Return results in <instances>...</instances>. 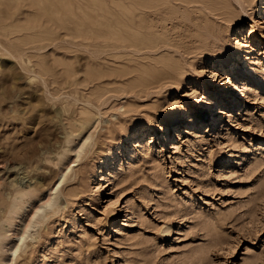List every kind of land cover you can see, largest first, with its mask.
Wrapping results in <instances>:
<instances>
[{
	"label": "rangeland",
	"instance_id": "1",
	"mask_svg": "<svg viewBox=\"0 0 264 264\" xmlns=\"http://www.w3.org/2000/svg\"><path fill=\"white\" fill-rule=\"evenodd\" d=\"M263 2L232 0L234 20L172 7L209 25L176 26L170 56L136 0H0V213L68 171L63 204L0 264H264ZM217 88L235 103L198 116Z\"/></svg>",
	"mask_w": 264,
	"mask_h": 264
},
{
	"label": "bare ground",
	"instance_id": "2",
	"mask_svg": "<svg viewBox=\"0 0 264 264\" xmlns=\"http://www.w3.org/2000/svg\"><path fill=\"white\" fill-rule=\"evenodd\" d=\"M244 1L251 5L254 0H244ZM136 3L138 5H140L142 8H144L143 9L144 14L151 16V18H153V20L157 19L155 21V23H153V26H156V27L161 26V27H165L167 29L166 33H168V34L165 36V38H158V40L156 41L157 43L152 45V47H150V50L155 51V50H159L161 48H165V49H167L165 53L167 55H170V56H176V51L181 50V47H182V45H181L182 39L178 40V38H176L175 35H179V36L181 35L182 36L183 33H181L182 31L180 32L179 29L175 30L176 26H178V25L182 26L183 24H187V25H189V27H190L189 29L191 31H192V29H195V30L196 29H202V28L206 29L209 24L204 23V22L206 21L205 19L207 17H209L210 13L217 15L224 20H234L235 17L236 18L239 17V16L237 17V12H236V9L232 3V0H136ZM172 7L173 8L191 7V8H193V12L194 11H196V12L200 11V13H199L200 15L204 14L205 19H203L202 21H195V20L193 21V19L195 17H199V16L195 15L193 18H191V20H192L191 22H187V18L179 19L178 17H173L171 15V8ZM197 9H198V11H197ZM180 15H182V14H180ZM240 15H241V13H240ZM263 15H264V2L262 3L261 12L258 16H263ZM135 19L137 20V18H135ZM159 19L167 21V22H164L161 24L158 21ZM211 19H212V17H211ZM144 21H145V19H144ZM214 21H216V19H214ZM168 24L170 25L169 27H167ZM187 25H186V28H188ZM145 26H146V24H145ZM178 28H179V26H178ZM192 33L193 34H190L191 42L193 43L191 48L195 49V48L201 47L203 44L195 45L194 42H196L197 40L203 41V37H202L203 35L200 33H194V32H192ZM188 36H189V34L185 33L184 37H188ZM211 38H213V37H211ZM172 48H174V50H172ZM187 49H188V47H187ZM193 51H195V50H193ZM193 51H189V52H193ZM168 58H169V56H168ZM165 64H168L167 66L169 68V69L165 68V73H166L165 76H169V77L173 78L172 81H175V82L181 81L182 78H180L178 75L174 74L175 62L173 65V62L171 60L169 61V59H168ZM214 67L218 68V65L215 64ZM170 68H171V70H170ZM233 70H234L233 68H231V69L229 68V69L225 70L227 72V75L225 77H223V79H222L223 85L229 81V80H227V78H229V73ZM239 74L240 73H237L236 76ZM237 78H240V80H238L235 83L234 89H237L236 95H239V94L242 95V93L240 92L241 91V82H243V81H241L242 77L237 76ZM222 98L229 100L228 103H226L227 105L233 104V102L235 101V99H233V100L229 99V98H232L231 95H229V96L224 95V92L217 88V90H215L210 95H206L205 100H204L205 101L204 102V108L202 109V111L199 112L198 116L204 117L206 115V113L211 111V107L213 105L219 104V100H222ZM205 110H207V112ZM218 110H220V112H222L224 109H220L219 107L214 109L213 114L216 118L218 117V114H219ZM189 112L190 111H186V113L182 116V119H181V117H179L178 121H176V122L185 121V120L191 121V118H192L191 116L193 115V113L190 114ZM216 112H218V113H216ZM88 119H90V118H88ZM88 119H86L84 121L82 128L79 130L80 131L79 134L81 132L83 133V130L86 129L87 127H89V120ZM141 134L142 133L139 132L136 136L132 137L134 139L133 143L137 144V142L140 140ZM92 135H93V133L89 132V135L85 138L84 142L78 148L74 149L76 151L75 153L77 155V158L75 159L72 156V158H74L73 160H71L72 162H75L76 160H78V158L81 157V153L84 150V146L86 145L87 140ZM167 136L168 135L165 136L166 139H167ZM162 139L165 140L164 138H162ZM77 146L78 145H76V147ZM69 156H70V154H69ZM72 158H70V159H72ZM70 159H69V161H70ZM105 163H106V168H112L113 164L115 163L114 158L108 159ZM1 165H3V164H1ZM73 166H74V164L68 163V167L72 168ZM65 169L66 168L61 170L60 176L56 180V182L51 184L49 188L47 186V188L50 190V191H48V193H44L43 191H41V188H42L41 186H40L41 188L40 187H31L30 185H28V187H26L25 184H24V186H22L23 184L21 186H17L14 195L12 196L11 199H9L8 203L6 204V206H4V208L1 210V213H0V249H4L5 254H7V252L9 250H11L13 252L12 254L15 255L19 250L22 249V247L24 245H25V247H27L28 245L25 244L26 240L29 237L35 238L36 237L35 233L37 231H39L38 228H36V227L37 226L40 227L42 225V223L51 215V213L53 215L57 211V207L59 208L63 204L64 200L62 198V187H63V183L68 180V171L65 172ZM4 172H6V171H4ZM32 186H34V185H32ZM37 186H39V185H37ZM1 208H2V206H1ZM6 225L8 228H5ZM33 230H35V232H33ZM16 240H18V242ZM9 264H16V262H14V257H13L12 262Z\"/></svg>",
	"mask_w": 264,
	"mask_h": 264
}]
</instances>
